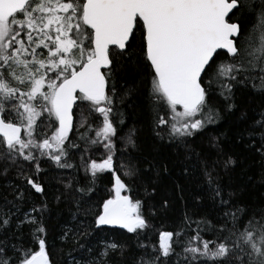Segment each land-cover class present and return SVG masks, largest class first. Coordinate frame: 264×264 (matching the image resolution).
Masks as SVG:
<instances>
[{"label": "snow or ice", "instance_id": "6c2138e0", "mask_svg": "<svg viewBox=\"0 0 264 264\" xmlns=\"http://www.w3.org/2000/svg\"><path fill=\"white\" fill-rule=\"evenodd\" d=\"M0 181V264H264V0H0Z\"/></svg>", "mask_w": 264, "mask_h": 264}, {"label": "trees", "instance_id": "16d2710c", "mask_svg": "<svg viewBox=\"0 0 264 264\" xmlns=\"http://www.w3.org/2000/svg\"><path fill=\"white\" fill-rule=\"evenodd\" d=\"M124 81L121 80V83H123ZM239 103L243 106V107H249V108H255L256 106H258L261 103V100L259 97L257 98H253L245 93H241L239 95ZM77 113H79V109L76 110ZM134 115V114H132ZM235 118H230L227 122H222V125L220 127V131L221 132H226L228 135L226 137V144L230 145L231 144V139L232 136L236 130V123L234 122ZM145 137H147V129H145L144 133ZM237 151H239V149H237ZM166 152L165 149H161V153L164 154ZM242 159H244L242 157ZM259 172V168L258 166L254 165L253 160L251 158H247L244 159V163L236 169V177L238 179V182L241 183L242 185L245 183H248V177L253 176L254 174H257ZM177 172L175 170H173V176H176ZM14 178V177H13ZM110 179L108 174H105L103 177V180L100 182V188L103 189L105 187H108L110 185H108V180ZM257 179H258V175H257ZM3 181H0V192H3L4 189L2 187L3 185ZM170 187H171V183H170V179L169 178H165V180L162 182V186L160 188V190L156 193L155 195V200L154 201H149V204L154 203L156 201H159V199L161 198V196L165 195L166 193L168 195H173V193H171L170 191ZM139 198V197H138ZM264 198V187H261L258 183H253V184H249L248 188L246 189V191L244 192V199L246 200H251V201H256L258 199ZM53 203H55L53 201ZM179 202L177 204V207H179ZM150 208L145 209L146 213L150 212ZM58 222V216H57V212L54 209L53 213H52V219H51V223L53 226L57 225ZM157 222L158 221H154ZM62 247V245L60 243H57L56 248L53 250L55 252H59L60 248ZM67 249H65L66 251Z\"/></svg>", "mask_w": 264, "mask_h": 264}]
</instances>
